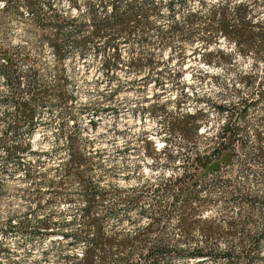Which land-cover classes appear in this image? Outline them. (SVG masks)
I'll return each mask as SVG.
<instances>
[{
  "label": "rangeland",
  "instance_id": "1",
  "mask_svg": "<svg viewBox=\"0 0 264 264\" xmlns=\"http://www.w3.org/2000/svg\"><path fill=\"white\" fill-rule=\"evenodd\" d=\"M49 1L64 14L74 13L70 0L40 2ZM227 1L185 0L182 11L193 6L205 13L208 3ZM251 1L257 18L263 19L264 0ZM166 23L161 18L157 26ZM194 28L196 36H203L204 19L197 20ZM43 32L23 0H0V51L17 58L21 81L18 88L0 72V264H68L67 254H82L86 242L72 244L63 232L82 228L87 192L105 194L96 199L95 215L105 219L108 229L132 232L148 224L160 206L167 210L143 235L145 241L163 239L184 249L209 241L218 253L228 246L239 252L245 230L227 234L230 220L255 233L264 224V156L259 157L264 139L257 137L258 133L264 137V62L256 63L251 56L235 62L224 59L219 50L237 49L221 37L209 49L211 64L205 63L199 42L187 41L165 51L164 58L170 61L150 71L154 79L145 77L148 70L133 77L135 71L126 64H120L118 75L112 76L104 60L113 56V48L90 45L81 55L68 42V58L61 61ZM146 50L150 51L136 44L121 45L125 60ZM32 68L34 78L27 76ZM251 73L261 77L244 79ZM41 88L48 91L32 106L35 119L30 124L12 100L18 95L26 99L30 90ZM258 99L257 104L250 103ZM241 100L247 102L246 110ZM224 103L237 106L233 120L242 129L246 146L235 144L229 172H224L227 182L215 173L203 176L199 189L207 198L206 209L201 221L194 223L199 218L195 215L184 222L194 227L187 234L177 208L169 204L171 196L161 197L162 188L184 172L186 155L213 148L212 139L229 119L216 109ZM195 112L204 123L199 135L188 141L178 128L186 125V114ZM14 145L21 150L9 157L7 149ZM154 152V157L148 155ZM126 195L137 197V202L127 205ZM214 222L221 232L205 236L199 230ZM43 223L50 228H41ZM261 253L254 264H264V236ZM195 259L173 254L169 260L194 264L203 258ZM201 264L226 261L219 255Z\"/></svg>",
  "mask_w": 264,
  "mask_h": 264
},
{
  "label": "trees",
  "instance_id": "2",
  "mask_svg": "<svg viewBox=\"0 0 264 264\" xmlns=\"http://www.w3.org/2000/svg\"><path fill=\"white\" fill-rule=\"evenodd\" d=\"M23 1L32 11L37 26L42 32L44 31L42 35L48 36L49 44L59 60L65 61L68 58V51L65 50L68 42H71V47L78 49L81 55H85L84 52L90 45L98 46V48H113V56L104 60V66L112 68V76L118 75L117 69L120 64H126L135 71L133 77L148 70L145 77L154 79L155 76L150 71L161 65L165 66L170 61L169 58H164L165 51L169 49L172 52L177 46H184L187 41L199 42L200 47H203L201 50L205 49L203 52L205 63L211 64L210 56H213V52L209 49L221 37L233 43L237 49V52L219 50L224 59L235 62L240 57L251 56L256 63L264 62V18H257L258 13L251 0L208 3L209 9L205 13L202 8L193 6L186 12L182 11L185 0H70V6L74 10L72 14L62 13L50 1L47 4H41V0ZM204 1L208 2V0ZM161 18L167 20L164 27L157 26V21ZM199 19H204V33L203 36L198 37L194 25ZM151 33H155L156 37H153ZM124 43L146 47L150 51H141L138 56L125 60L121 53V45ZM180 53L182 54L183 51ZM0 55L3 60L0 64V72L10 83L20 88L21 81L16 68L17 58L7 50L0 51ZM178 62L182 64L183 60ZM259 74H245L243 77L244 79L261 77ZM27 76L34 78L35 69L32 68ZM262 76L264 77V72ZM47 91V88L34 89L29 91L30 96L26 99L20 95L13 97L12 101L18 114L29 119L30 124H33L35 119L32 106L40 102ZM263 98L262 96L261 99ZM258 101L260 99L250 103L257 104ZM246 103L245 100L240 101L241 105H245V110L248 108ZM236 108V105L226 103L216 106L218 112L226 114L229 119L221 126L215 139H212L215 145L211 149L205 148L202 152L197 151L186 155L185 161L188 166L184 172L181 175L176 174L175 181L169 187L162 188L161 197L171 196L172 201L169 204L177 208L180 226L187 234L194 227L184 222L195 215H199V218L195 219L194 223L201 221L203 209H206L207 198L201 197L199 189L203 176L215 173L222 177L223 182H227L229 176H226L224 172H229L236 151L235 144L237 143L242 149L246 146L243 131L233 120ZM262 109L264 111V104ZM243 111L241 109V117L244 116ZM197 113L186 114L185 118L188 120L186 125L178 128L188 141L199 135L204 123L200 120L201 114ZM71 120L75 123V118ZM257 137L264 139L260 133ZM20 150V146L14 145L7 149V154L12 157ZM148 155L154 157L155 152ZM259 155V157L264 156V145L259 148ZM245 165L251 166L248 160ZM75 174L80 175L79 172ZM104 196L103 192L100 195L87 192L84 195L86 203L82 228L63 232V237L72 244L82 240L86 242V248L82 254L72 253L65 256L68 264H171L169 259L173 254H185L190 259L203 258L194 264H201L209 258L215 260L219 255L224 257L226 264H238L241 260L243 264H254L256 257L262 255L261 237L264 236V224L255 233L251 229H246L245 225H241L240 229L235 220H230L227 234H236L245 230V238L240 241L239 252H236L233 246H228L222 253H218L209 241L197 244L191 249H184L163 239L155 242L144 240L143 235L155 228L167 210V208L163 210L160 206L156 208V214L152 216L148 224L140 225L132 232L108 229L105 219L95 215L96 199ZM124 201L127 205H134L137 197L126 195ZM246 218L249 216L246 215ZM41 228L49 229L50 227L47 223H43ZM199 230L205 236H212L221 232V227L214 222L210 227L199 226ZM245 239H248L246 244Z\"/></svg>",
  "mask_w": 264,
  "mask_h": 264
}]
</instances>
